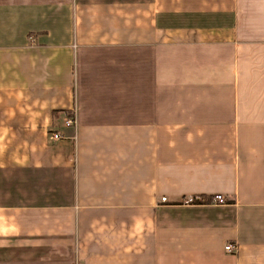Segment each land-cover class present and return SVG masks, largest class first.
<instances>
[{
	"label": "crops",
	"instance_id": "0c3cea01",
	"mask_svg": "<svg viewBox=\"0 0 264 264\" xmlns=\"http://www.w3.org/2000/svg\"><path fill=\"white\" fill-rule=\"evenodd\" d=\"M0 264H264V0H0Z\"/></svg>",
	"mask_w": 264,
	"mask_h": 264
},
{
	"label": "built area",
	"instance_id": "2783aa9c",
	"mask_svg": "<svg viewBox=\"0 0 264 264\" xmlns=\"http://www.w3.org/2000/svg\"><path fill=\"white\" fill-rule=\"evenodd\" d=\"M62 123L64 126L66 127H72L74 124V115H73V111H68L65 116L63 117ZM49 135L51 136V138L56 139L61 137V133L56 131V130H50L49 131ZM161 200H164V196L160 197ZM214 201L216 202H223V197L221 194L216 193L213 197ZM186 201H190L192 200V197H186L185 198ZM225 249L227 250H231L232 248H234V245L231 243H227L224 246Z\"/></svg>",
	"mask_w": 264,
	"mask_h": 264
}]
</instances>
